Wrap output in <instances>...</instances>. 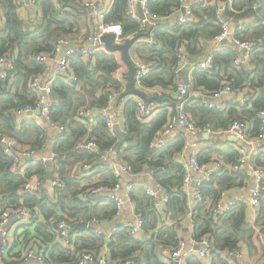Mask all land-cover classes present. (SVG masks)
Segmentation results:
<instances>
[{
    "label": "trees",
    "instance_id": "trees-1",
    "mask_svg": "<svg viewBox=\"0 0 264 264\" xmlns=\"http://www.w3.org/2000/svg\"><path fill=\"white\" fill-rule=\"evenodd\" d=\"M37 1L40 3V17L26 22L18 13L17 0H0L2 10L0 57L13 54L16 64V69L9 79H0V136L5 134L13 137L22 145L33 146L36 151L46 146V127L40 126L35 118L19 121L15 114L18 108L35 105L40 99V94L31 84L33 77L42 74L45 66L37 63L33 57L37 53L52 52L59 37L86 43L91 32L87 12L78 3L72 0H58L62 4V7L58 8L55 0ZM177 6V0H150L151 10L162 16L170 14ZM233 8L242 12L235 14L233 10L228 9L224 14L226 18L233 17L232 15L239 18L257 12L254 26L246 33L253 36L251 38L260 39L261 45L251 53L247 63L237 66L234 61L240 55V50L233 45L226 46L221 43V48L213 51L216 69L193 71L191 93L186 98L189 102L193 100L195 103L191 106L186 103L185 110L191 113L198 125L213 121L215 128L227 129L235 120L245 121L249 123L247 131L249 136L258 138L261 126L260 111L264 110V1L234 0ZM194 12L197 21L191 24L172 27L167 23H158L151 30L159 45L140 42L133 51L138 53L141 59L152 64L151 72L143 81L147 88L143 90L144 93L154 95L159 98L155 100L166 102L168 105L153 117L141 119L137 114L136 99L130 96L123 111L126 139L117 155L119 160L131 167L134 175L152 170L151 175L155 181H160L167 188L170 201L165 213L169 215L172 223L166 224L165 220L157 223L156 217L154 225L150 224L147 227L148 216L137 207L145 216L144 231L158 228L154 235L138 239L128 229H123L113 233L111 239L106 242L104 232L99 235L89 227L88 235L77 237L73 247H64L57 243L56 233L51 231L53 219H62L66 216L90 221L94 218L87 213L90 209L89 199L83 201L80 198V194L94 183L81 186L79 189L77 165L84 168V164L93 166L95 163L103 164L107 175L99 183L111 185L117 181L110 166L102 161L99 155L83 149L82 145L92 139L98 144L99 151L104 152L118 143V136L107 127L104 118L100 117L91 125L88 119L78 114L82 106L104 105L107 98L104 94L106 89L120 87L116 77L120 63L110 51L97 52L91 62L76 54L71 59V68L77 77L76 83L69 85L61 79H55L51 93L53 100L51 121L61 122L67 128L63 135L58 136L53 147V151L60 155L55 170L60 180L65 183V187L51 195H45L46 187L34 195L20 193L21 185L27 179L38 178L46 181L50 165L32 161L23 175H14L11 172L12 160L0 145V214L6 208H17L25 204L33 212L38 213L40 218L30 228L17 230L15 249L25 248L30 242L37 241L47 251L48 264H74L82 252L98 255L101 248L106 245L111 261L123 262L132 259L138 264H165L157 252L163 247H170L173 251L178 246L181 240L179 237L181 219L186 216L189 209V197L181 190L183 174L181 164L177 161L186 145L184 131L178 132L166 145H155L160 132L177 113L176 100L171 95L177 89L176 48L179 42L186 41L191 57L200 56L204 52L203 42H215V37L222 30L214 5L210 3L197 5ZM104 21L121 24L125 40L133 35H141V38L150 36L145 32H139V21L128 14L127 0H113ZM244 30L236 27L235 32L241 38H248ZM119 57L124 61L121 55ZM224 82H230L232 88L239 92H244L246 88L251 91L243 107L231 101L225 110L211 109L205 106L201 97L194 96L199 90H203L206 95H212ZM100 89H103V93L99 95ZM149 89L157 92H149ZM238 156V151L227 153L229 162H234ZM199 158L203 162L210 160L208 157L205 158L202 152ZM257 163L261 164L260 158L257 159ZM161 167L167 172L162 173ZM245 179L243 171L227 169L213 182L206 183L201 188L203 202L196 204L193 209L192 237L198 241L208 235L212 240L211 254L238 250L241 240L248 242L251 248H255V241L260 242L257 231L247 222L248 211L244 202H237L232 210L219 219H213L209 214L210 203L216 202L222 191L244 186ZM136 191L154 200V197L147 195L144 189L136 188L132 193L133 201ZM263 204L264 202L260 207ZM263 223L264 217L261 214L258 223L261 226L257 224L261 230H264ZM78 225V232L85 230L78 228ZM50 244L51 249L46 246ZM8 260L3 259V262L16 264L15 261ZM220 262L219 258H215L213 264Z\"/></svg>",
    "mask_w": 264,
    "mask_h": 264
},
{
    "label": "built area",
    "instance_id": "built-area-1",
    "mask_svg": "<svg viewBox=\"0 0 264 264\" xmlns=\"http://www.w3.org/2000/svg\"><path fill=\"white\" fill-rule=\"evenodd\" d=\"M35 3L37 0H31ZM78 3L87 12V16L92 24L91 32L87 38L86 43L81 41H75L68 37H59L56 40L54 50L50 53L41 52L34 55L33 59L39 64L54 63L55 77L47 82L43 81L42 74L36 75L32 80V88L40 94V99L35 105H27L20 107L16 110V117L19 119H25L29 115H35L36 119L47 121L52 127L57 130L58 135H63L67 128L64 124L57 121H51V106L53 100L50 94L53 91V82L55 79H61L69 85H74L77 81V77L74 75L71 68V59L74 55L78 54L82 56L87 62L94 60L95 55L99 51H108L105 47L103 41V36L106 33H114V43L122 44L127 40L124 39L122 35V26L119 23H105L104 18L106 14L110 11L112 7V2L101 4L97 0H72ZM178 6L168 15H159L150 8V0H127L128 4V14L132 18L139 21V32H145L150 34L141 38V36L135 41L130 49V56L136 66L135 72V87L139 90L147 89L145 88L143 81L148 76L152 70V64L144 61L140 58L138 53L133 52L137 48L140 42H147L153 45H159L158 41L154 37L151 28H154L158 23H167L168 25L181 26L185 24H191L197 21V17L194 12V8L197 5L210 3L216 8V16L218 22L221 24L222 30L219 35L215 37V48L213 51L219 50L221 43L225 39H230L232 45L240 50V55L235 58V65L240 66L247 63L250 60L251 53L261 45L260 39L255 38H241L236 32L231 30V24L234 22L233 17L226 18L224 14L228 9L235 10L233 8L234 0H177ZM264 1V0H263ZM18 10H22L28 4L27 0H17ZM55 4L58 8L62 7V4L55 0ZM2 17V10L0 9V18ZM238 29L244 30V24L236 25ZM177 51V62L175 67V77H176V99L181 103L179 105V110L176 115H174L168 126L160 132L156 146L166 145L172 140V133L177 125L183 127L186 131L192 132L194 134L199 133H212L214 132V126L207 122L204 125H198L193 117L188 114L185 110L186 103L188 99L187 95L191 93L190 82L184 79V74L187 69L191 68L192 71L195 70H208L212 71L216 69L214 63V53L213 51L207 53L204 60L198 61L195 64L192 62L191 55L186 41L179 42L176 48ZM120 53H114L116 58L119 60L120 66L116 72L117 80L120 83L119 88L109 87L106 89V103L104 105H85L79 109V116L88 119L91 125L100 118H104L107 127L114 131L116 125H120L119 119V107L116 105L117 100L122 99L126 94L128 88V74L129 68L125 65L117 55ZM122 57V56H121ZM192 66V67H191ZM16 69L15 57L13 54H8L0 57V79L7 80L11 75H13ZM149 92H155L151 89ZM225 93H232L237 95V90L233 89L230 82H224L222 86L214 91L212 95L213 98L220 97ZM47 96V98H46ZM247 98H242L240 100L239 107H243ZM137 102V114L139 118L146 119L153 117L159 110L166 109L168 103L152 100L151 102H146L144 99H136ZM214 109L220 111L225 110L224 105H209ZM39 118V119H38ZM260 134L257 138L258 140H264V110L260 111ZM40 122V121H39ZM248 123L241 120H235L231 125L225 129V131L234 133L240 141H247L248 134ZM126 133V128H124ZM0 145L4 149L6 155L12 160L11 172L14 175H23L30 162H42L44 165H50L49 169L54 170L52 179L50 180V185L48 186V179L45 181L43 179L31 178L24 181L20 188V193L34 195L37 191L46 187L44 190L45 195H51L52 193H57V190L63 189L65 183L59 178L58 173H56L55 165L60 159V155L56 152H52L49 155H42L38 153L33 148H27L24 145L17 142L13 137L8 135L0 136ZM193 147L195 143L191 144ZM82 148L94 152L100 156V159L106 162L114 177L117 181L114 184H100L101 180L94 182V186L89 187L80 194V198L83 201L90 200L94 196L105 195L114 203L115 205V216L119 217L123 211L124 199L118 195V190L121 187L122 175L126 173L130 176H135L132 172L131 167L124 161L112 158V153L115 151V147L100 152L99 146L94 140H88L82 145ZM181 156L180 164L183 174V180L181 183V190L185 193L188 191L190 185L195 182V191L192 194L191 202H189V209L186 217L189 218L190 224L193 227V209L196 204L203 202V193L201 188L206 183L213 182L214 179L220 174L224 173L225 170L243 171L246 166L251 163V157L253 152L248 147L239 148V156L231 164L226 163L222 159H212L207 162H203L199 158V153H193L189 158L184 155ZM25 158L27 159L25 161ZM91 164H84V168L90 169ZM162 173H166L165 168H160ZM254 170V180L258 185V188L253 192L249 200V206L256 207L264 202V168L253 165ZM150 171V170H149ZM152 172V170L150 171ZM155 188L145 187L144 190L147 195L151 197H156L160 191L164 192L162 204L167 207L170 199L167 192V188L160 182L154 181ZM141 187L135 183H130L127 185V198L130 202H133V192L136 188ZM228 191H222L216 202L210 203L209 214L213 219H219L223 217L228 211L232 210L235 206L236 201L229 200ZM13 219H16L13 222ZM40 220L39 214L33 212L25 204H21L17 208H6L0 214V264L3 259H9L8 261H15L16 264H48L46 261V253L44 247L41 243L37 241L30 242L24 249V252L15 255L14 249L17 243L16 232L18 228H30L33 223ZM83 222H87V228L91 227L93 224H99L100 219L94 217L90 221L76 220L64 216L62 219H53L51 226V231L56 233L57 243L62 244L64 247H73V244L78 237L77 225ZM144 213L140 210H135L133 221L123 224L121 226L115 227L111 232L105 234L106 242L111 239L113 233L128 229L133 235H138L145 225ZM18 224H21L20 226ZM258 233V238L264 247V230H261L257 225L253 226ZM97 234H103V231L96 229ZM193 245H196L198 249L196 254L200 258H206L211 254L212 251V240L208 235H205L200 240H195L193 237L190 238ZM187 241L180 240L178 246L170 253L169 264H187L188 253L186 252ZM107 252H100L98 255L91 252H82L74 264H138L132 259L126 261H111L108 257ZM238 250H228V255L236 254ZM21 254V255H20ZM20 255V257H18ZM245 264H252L251 262H245Z\"/></svg>",
    "mask_w": 264,
    "mask_h": 264
},
{
    "label": "crops",
    "instance_id": "crops-1",
    "mask_svg": "<svg viewBox=\"0 0 264 264\" xmlns=\"http://www.w3.org/2000/svg\"><path fill=\"white\" fill-rule=\"evenodd\" d=\"M27 1H28V4L26 5V7L22 10V12L18 10V13L26 22L34 21L35 17L37 18L40 17V10H41L40 3L39 1H36L35 3H33L31 0H27ZM97 1L100 2L101 4L109 3V2L113 3V0H97ZM254 8L256 9L257 7H254ZM234 12L235 14H240V12L242 11L234 10ZM232 16L234 17L235 20L231 24V30L234 32L236 29V25L238 24L245 25L246 27L245 28L246 30H244L245 33L247 31H250V28L254 26V23L257 20V12L249 13L246 16H242L239 18L235 17V15H232ZM88 25L89 27L92 28L91 22L90 24L88 23ZM246 37L251 38L253 36L247 35L246 33ZM203 44H204V52L200 56H194L193 58L191 57L193 64H195L198 61L204 60L206 54L212 52L215 48L214 41L212 42L205 41L203 42ZM223 44L226 46H229V45H232V42L230 39H228L227 42L225 43L222 42V45ZM125 65L128 67L127 63ZM44 66L45 67H44V71L42 72V76H43L42 78L44 82H47V81L52 80L55 77L54 63H48V64H45ZM192 78H193V71L191 68H189L184 74V79L191 81ZM141 91L144 92L143 90ZM156 92L157 91H155L154 93ZM100 93L101 94L103 93V89L99 90L98 94L100 95ZM245 94H247V96L243 97ZM250 94H251V91L248 88H246L244 92L237 91V95H234L232 93H225L221 95L220 97L213 98L210 95H206V93L203 90H199L194 94V96L196 95V96L201 97L202 102H204L206 107H209L208 104L209 105L211 104L217 107L219 105L220 106L224 105V107L227 108L229 102L235 101L240 104V100L242 98H248ZM171 95L176 100L177 112H178L179 104L176 99V91H174L173 94L171 93ZM50 96L52 97L51 94ZM130 96H134L135 99H138V97L135 95L125 94L124 97L122 99L117 100V103H116V105L119 107V119H120L119 126L124 132H125L124 130L125 117H124L123 111H124L126 101ZM147 96L152 97L154 95L148 94ZM240 96H242L241 99H240ZM187 103L189 106H191L195 102H193L192 100L190 102L188 101ZM209 108L212 109V107H209ZM188 114L191 115L190 112ZM26 118L36 119V116L29 115ZM39 121H38L39 125L45 126L47 129V138H46V146L44 145L43 148L39 149L37 152L41 153L42 155H49L53 152V147L55 146L59 135L57 133V130L54 127H52L47 121H44V120L43 121L39 120ZM209 123L215 126L213 121H209ZM248 126H249V123H248ZM180 131H184V134L186 135V145H185L186 149L184 151V155L187 156L188 158L193 153L200 154L202 152L205 158L208 157L210 160L212 159L221 160L222 159L226 163L228 161V164H231L232 162L231 161L229 162L227 153H230L231 151H239L240 147H248L252 150L253 156L251 157V163L248 166H246V168L243 170V173L246 176V179L244 181V186L234 187L230 190L226 189L225 191H228L229 200H234L236 201V203L244 202L247 205V211H248L247 222L249 226L253 227L254 225H257L259 223V217L261 216V214L264 217V208H262L264 204L261 205V207L260 205L256 207L249 206L248 203H249L250 197L254 192L253 190L252 192L249 189L252 186V182L255 181L253 165L255 164L257 166L263 165V168H264V140L260 141L257 138H251L249 136L247 141H240L234 133L225 131V129L223 128H215V127H214V132L212 133L203 132L199 134H194L192 132L186 131L183 127L179 125H177L176 128H174L172 137L174 138L175 135ZM192 143L193 144L195 143L196 145L193 147L191 145ZM24 146L27 148L33 147L31 145H24ZM121 146H120V149H121ZM118 152L114 151L112 153L113 159H117ZM258 158H260L261 164L257 163ZM180 159H181V156L178 157L177 161L180 162ZM26 160L27 159L25 158V161ZM95 164L96 165L94 166L92 165L90 169L81 168L80 167L81 165L80 166L77 165L79 189L81 186L92 185L94 182L98 180H102L103 178L106 177L107 171L104 165L103 164L98 165L97 163ZM121 179H122L121 187L117 193L120 197L124 199V205H123L122 214L119 217L115 216V205L108 198V196L98 195L89 200L90 204L88 205L90 206V209L87 213H90L91 215H93V217H96L100 219L101 221L99 224H93L91 226L94 232L96 231V229L98 230L101 229L105 234H108L115 227H118V226H121L123 224H127L133 221L134 213H135V210H137V207L142 209L145 212V214L148 216L147 227H149L150 224L154 225V221H156V217H157V223H160L162 220H165L167 222L166 224L172 223L171 219L169 218V215L165 213V209L167 207L162 204L164 192L160 191L158 195L154 198V200L149 199L147 196H145L140 191L135 192V199L133 202H130L127 198V185L130 183H135L136 185L141 186V187H138V189H144L147 186L155 188V182H154L155 178L153 177V175H151V172L147 171V172L135 175L133 177L130 175H127L126 173H123ZM194 183L195 182H193L190 185L188 191L184 193L188 195L189 202H191L192 194L195 191L196 183L195 184ZM15 221L16 219H13V222ZM261 223L262 222L260 221V224ZM18 225L20 226L21 224H18ZM80 229H85V230L83 231L79 230V233H78L79 238H82L88 235L89 228L82 227ZM157 229H149L146 232L143 229L138 235H135V237L138 239H145L146 236L154 235V231H156ZM180 230L181 231L179 233V237L181 238V240L187 241V247H186V252L188 253L187 264H213L215 258L220 259L221 261L220 264H223V262H226V264H245V262H251L252 264H264V247L259 241H255V248H251L248 242L241 240L238 252L233 255H228L227 251H225V252L212 253L206 258H200L196 254V250L198 249V247L196 245H193L192 241H190V238L192 237V226L190 224L189 218H187L186 216H184L181 219ZM52 244L46 245V246H48L51 249ZM24 250H25L24 248L14 249V252L12 253H15V255H17L18 253L24 252ZM100 252H107L106 245H104L101 248ZM170 253H171L170 247L169 248L163 247L159 249L157 252L160 260L165 264H169L170 262V258H169ZM1 264H6V262H1ZM215 264H219V263H215Z\"/></svg>",
    "mask_w": 264,
    "mask_h": 264
},
{
    "label": "water",
    "instance_id": "water-1",
    "mask_svg": "<svg viewBox=\"0 0 264 264\" xmlns=\"http://www.w3.org/2000/svg\"><path fill=\"white\" fill-rule=\"evenodd\" d=\"M114 36H115L114 33H106L103 36V41H104L105 47L108 51H110L111 53H118V52L121 53L122 58L128 64L129 74H128V88H127L126 94L127 95H135L137 97L143 98L148 103L151 102L152 100H155V99L159 100V98L156 96H152V97L147 96L144 92H142L141 90H139L135 87L136 66H135L133 60L131 59L130 49H131L132 45L135 43V41L141 35H136L132 38H129L125 43H122V44L114 43ZM227 40L228 39H225L223 42L225 43V42H227ZM246 96H247V94H245L243 97H246ZM46 98H47V96H46ZM241 98H242V96H240V99ZM178 104L180 105L179 101H178ZM113 129H114L116 135L119 137V141L115 145V151L118 152L120 149V146L122 145V143L126 139V134L120 128L119 125H116ZM53 174H54V171L52 169L47 170V179H48L47 184H48V186L50 185V180L52 179ZM82 227H87V222H83V223H80L78 225V228H82Z\"/></svg>",
    "mask_w": 264,
    "mask_h": 264
},
{
    "label": "rangeland",
    "instance_id": "rangeland-1",
    "mask_svg": "<svg viewBox=\"0 0 264 264\" xmlns=\"http://www.w3.org/2000/svg\"><path fill=\"white\" fill-rule=\"evenodd\" d=\"M254 183H255V184H254ZM254 187H255V188H254ZM257 188H258V185H257V183L254 181V182H252V186H251V188H250L249 190H251V191H252V190L255 191ZM251 191H250V192H251ZM253 191H252V192H253ZM249 196H250V195H249Z\"/></svg>",
    "mask_w": 264,
    "mask_h": 264
}]
</instances>
